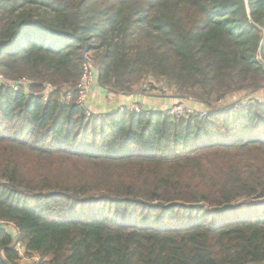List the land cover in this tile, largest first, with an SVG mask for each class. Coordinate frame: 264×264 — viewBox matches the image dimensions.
Wrapping results in <instances>:
<instances>
[{
  "label": "trees",
  "instance_id": "1",
  "mask_svg": "<svg viewBox=\"0 0 264 264\" xmlns=\"http://www.w3.org/2000/svg\"><path fill=\"white\" fill-rule=\"evenodd\" d=\"M84 54L110 93L208 112L87 115ZM0 75L33 92L0 85V264L10 228L34 264H264V104L237 106L264 88V0H0Z\"/></svg>",
  "mask_w": 264,
  "mask_h": 264
},
{
  "label": "built area",
  "instance_id": "2",
  "mask_svg": "<svg viewBox=\"0 0 264 264\" xmlns=\"http://www.w3.org/2000/svg\"><path fill=\"white\" fill-rule=\"evenodd\" d=\"M96 81H97V69L93 65L91 60L88 58V56L86 55V60L81 65V73L75 85L74 97H75V103L83 107L87 115L94 114L89 109H87L85 105L91 93L92 87L96 83ZM4 83L8 85L9 87H11L14 91L22 90L28 94L33 93L30 89L31 81L25 77H22L16 80H6L2 77V75H0V85ZM54 88H55L54 86L47 83L38 92V94L43 97V100H46L48 98V95L54 90ZM71 98H72V93L70 91H67L63 95L62 100L65 103H68ZM257 103L264 104V94L259 95V92H251V93H247L240 100H238L237 106H246V105L257 104ZM118 109L120 111L130 110V111H135V112H144V108L140 104L124 105V106H120ZM167 112L174 116H186L194 112H197L200 115H205L207 114L208 109L206 108L205 111H198V110H195L194 108L187 107L183 103H177V105H174L173 107H170L169 109H167ZM1 224H4V223L0 222V225ZM9 226L13 227L12 224H9ZM11 231L15 235L14 249L18 253V256H19L18 262L20 263L21 261L25 260L27 257V254L28 255L31 254L32 256H34L36 253H26L25 252L23 245L18 240L19 237H18L17 231L14 230L13 228H11ZM37 261L38 260H36L35 262Z\"/></svg>",
  "mask_w": 264,
  "mask_h": 264
},
{
  "label": "crops",
  "instance_id": "3",
  "mask_svg": "<svg viewBox=\"0 0 264 264\" xmlns=\"http://www.w3.org/2000/svg\"><path fill=\"white\" fill-rule=\"evenodd\" d=\"M136 94H121L110 93L102 88L98 82L93 85L91 93L86 101V108L94 114H104L111 111H116L120 106L129 104H140L143 106L144 111H164L168 106L180 101L179 98H167L158 95L142 94L146 98H142ZM156 97L155 100H148L147 97ZM187 102H191L194 106H201L194 102L185 99Z\"/></svg>",
  "mask_w": 264,
  "mask_h": 264
},
{
  "label": "rangeland",
  "instance_id": "4",
  "mask_svg": "<svg viewBox=\"0 0 264 264\" xmlns=\"http://www.w3.org/2000/svg\"><path fill=\"white\" fill-rule=\"evenodd\" d=\"M145 93L146 94H152V95H158V96H163V97H167V98H174V93L173 90L169 87V85L163 83V82H153L152 86L150 87H145ZM257 92H259L260 94H264V88L259 89ZM142 98H146L144 95L142 94H136ZM243 97V93L237 94V99L240 100ZM148 100H155L156 97H147ZM236 99V98H235ZM234 100V99H233ZM235 102V100L233 101ZM233 102H228V101H219L216 103V107H223L224 105H227L229 103H233ZM177 103H183L184 105H186L187 107L190 108H194L195 110L198 111H205L206 107L201 105V106H194L191 104V102H187L186 100L182 99L181 102L177 101L174 104H171L170 106L167 107V109H169L170 107H173L174 105H177ZM167 109H165L164 111H167ZM114 112H108V113H104V114H110ZM11 229V228H10ZM36 258V259H35ZM39 259V256L37 254H35L34 256H32L31 254L28 255L25 260L21 261L19 264H34V262L36 260Z\"/></svg>",
  "mask_w": 264,
  "mask_h": 264
},
{
  "label": "water",
  "instance_id": "5",
  "mask_svg": "<svg viewBox=\"0 0 264 264\" xmlns=\"http://www.w3.org/2000/svg\"><path fill=\"white\" fill-rule=\"evenodd\" d=\"M83 56H84V57H86V55H85V54H84ZM97 80H98V74H97ZM185 98H186V97H185Z\"/></svg>",
  "mask_w": 264,
  "mask_h": 264
}]
</instances>
